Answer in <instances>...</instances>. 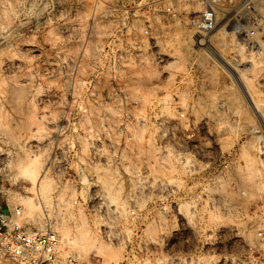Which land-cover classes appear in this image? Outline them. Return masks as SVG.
<instances>
[{
	"label": "rangeland",
	"instance_id": "obj_1",
	"mask_svg": "<svg viewBox=\"0 0 264 264\" xmlns=\"http://www.w3.org/2000/svg\"><path fill=\"white\" fill-rule=\"evenodd\" d=\"M17 1L0 0L2 210L59 238L80 224L60 251L81 264H264V0H224L205 38V0H53L91 25L66 44ZM147 25L169 60L124 88L102 51Z\"/></svg>",
	"mask_w": 264,
	"mask_h": 264
},
{
	"label": "built area",
	"instance_id": "obj_2",
	"mask_svg": "<svg viewBox=\"0 0 264 264\" xmlns=\"http://www.w3.org/2000/svg\"><path fill=\"white\" fill-rule=\"evenodd\" d=\"M223 1L205 0L204 11L192 21V27L202 38L214 31L216 10ZM13 3L17 11H21V15H25L34 6L40 7L45 25L54 26L53 30H46L44 36L48 37L51 33L53 34L52 39L58 43L91 41V31L83 30L91 27L89 22H82L76 15L68 17L67 14L62 13L64 9L78 12L79 7H72V5L62 7L60 3L54 4L53 0H18ZM167 12L174 16L170 13V9H167ZM16 34L20 37L24 36V33ZM102 53L108 57L109 63L112 62V69L125 74L124 88L134 85L136 79L131 77L134 72L140 71L146 66L160 72L165 61L169 60L167 55L159 52L157 39L148 25L144 28L141 36L111 41ZM116 77L114 74V79ZM8 148L0 147V187L12 185L9 172L11 151L7 150ZM60 249L61 241L58 234L54 231H40L32 228L25 221L21 206H6L4 211L0 206V264H81L77 256L63 255ZM251 260L250 264H253L254 259Z\"/></svg>",
	"mask_w": 264,
	"mask_h": 264
},
{
	"label": "bare ground",
	"instance_id": "obj_3",
	"mask_svg": "<svg viewBox=\"0 0 264 264\" xmlns=\"http://www.w3.org/2000/svg\"><path fill=\"white\" fill-rule=\"evenodd\" d=\"M260 46V45H259ZM255 49V48H254ZM13 81V80H12ZM15 88V87H14ZM14 88H10V90L11 89H14ZM18 89V88H17ZM17 89H15V90H17ZM259 89V88H258ZM15 90H12L11 92H10V94H8L9 96H10V100H13V102H15L18 98H19V96H20V92L19 91H15ZM158 90V89H157ZM263 93V92H262ZM22 97V96H21ZM9 100V101H10ZM12 102V103H13ZM18 102V101H17ZM165 103V102H164ZM11 104V103H10ZM12 105H14V104H12ZM18 107V106H17ZM16 107V108H17ZM168 115H170V114H168ZM166 116V115H165ZM21 127V126H20ZM19 127V128H20ZM16 128H17V126H16ZM20 129H22V128H20ZM23 165H25L24 166V170H26V167H28L29 165H30V162L28 163V166H26V164H23ZM21 166V165H20ZM30 166H32V165H30ZM31 168H33V169H35L34 168V166H32V167H30V169ZM29 168L27 169V170H29V176L31 175L30 173V171H32V170H30ZM26 170V171H27ZM146 170V169H145ZM22 173V176L24 177V180H27V181H29L30 182V180L33 178H29V176L25 173V174H23V170L21 171ZM25 172V171H24ZM146 172V171H145ZM33 173V172H32ZM32 176V175H31ZM145 177V176H144ZM44 178V177H43ZM43 180V179H42ZM32 181H34V179L33 180H31V182ZM39 181V180H38ZM36 182H37V180H36ZM40 182V181H39ZM42 182V181H41ZM38 184V183H37ZM45 184V183H44ZM162 184V183H161ZM32 185H34V182H33V184ZM147 185V184H146ZM41 186H42V184H41ZM47 187V186H46ZM42 189H43V187H42ZM26 191V190H25ZM102 191V190H101ZM97 193V192H96ZM42 194V193H41ZM40 195V194H39ZM43 197V196H42ZM41 198V197H40ZM14 200L16 201V203H20V204H23L25 207H23L24 208V210L27 212V214H33V212L34 211H36V210H38V203H35V202H33V200L31 199H29V198H18L17 196H15L14 197ZM46 199H44L43 201H45ZM48 207V206H47ZM67 211V210H66ZM27 216V215H26ZM32 221V220H31ZM68 223V222H67ZM63 225V224H62ZM66 225V224H65ZM72 225V224H71ZM77 225H80V224H77V223H75L73 226V230L74 229H76L75 230V236H76V239H80V240H85L86 238V232H83V231H85V228H84V230L82 231L81 230V226H77ZM84 226H86V225H84ZM68 229H69V226L67 225V226H62V228H60V231L62 232V236H64L63 238L61 237L60 239H61V244H64L65 246H67L68 248H71L73 245H72V243L71 242H75V236L73 237H69L70 235L68 234L69 233V231H68ZM89 229V228H88ZM89 231V230H88ZM90 233V232H89ZM61 234V233H60ZM90 236H91V234H90ZM88 239V238H87ZM86 239V241H88ZM74 240V241H73ZM80 249H82V248H80ZM72 250V249H71ZM83 251V250H82ZM89 264V263H88Z\"/></svg>",
	"mask_w": 264,
	"mask_h": 264
}]
</instances>
